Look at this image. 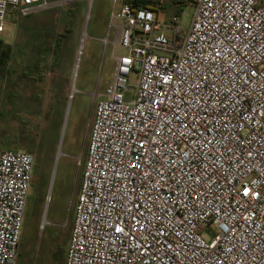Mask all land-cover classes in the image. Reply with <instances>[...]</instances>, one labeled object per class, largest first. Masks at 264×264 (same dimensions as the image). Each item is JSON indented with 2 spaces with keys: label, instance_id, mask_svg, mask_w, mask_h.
Wrapping results in <instances>:
<instances>
[{
  "label": "built area",
  "instance_id": "1",
  "mask_svg": "<svg viewBox=\"0 0 264 264\" xmlns=\"http://www.w3.org/2000/svg\"><path fill=\"white\" fill-rule=\"evenodd\" d=\"M181 1L194 12L170 35L149 8L111 13L126 53L94 108L64 264H264V0ZM43 2L0 0V33ZM34 166L0 148V264H17Z\"/></svg>",
  "mask_w": 264,
  "mask_h": 264
},
{
  "label": "rangeland",
  "instance_id": "2",
  "mask_svg": "<svg viewBox=\"0 0 264 264\" xmlns=\"http://www.w3.org/2000/svg\"><path fill=\"white\" fill-rule=\"evenodd\" d=\"M159 3L157 21L166 35L176 11L177 26L188 28L191 4ZM41 5L27 15L12 11L0 33L17 59L11 82L0 78V148L35 158L17 264H57L53 251L58 245L67 248L94 108L111 81L114 55L126 53L116 48L109 26L113 0H45ZM108 47L116 48L114 54Z\"/></svg>",
  "mask_w": 264,
  "mask_h": 264
},
{
  "label": "crops",
  "instance_id": "3",
  "mask_svg": "<svg viewBox=\"0 0 264 264\" xmlns=\"http://www.w3.org/2000/svg\"><path fill=\"white\" fill-rule=\"evenodd\" d=\"M119 2V0H113V4H114V9L110 12V14H109V26H110V28L114 31V38H113V40L117 37V39H118V41H119V38H120V35H121V28H122V22H120V21H118V20H110L111 18H110V16H111V13L112 12H118L120 9H121V7L123 6V4H129L128 2H127V0H121V2L120 3H118ZM40 6H42L41 4L40 5H37V6H35L33 9H36V8H39ZM32 9V10H33ZM149 9H151L150 7H149ZM157 14V13H156ZM176 15H174V17H175ZM178 17V16H177ZM115 22H117L116 23V26H115ZM114 24V25H113ZM115 26V27H114ZM93 31H94V29H93ZM104 38H106V37H104ZM103 39V38H102ZM10 46V45H9ZM11 47V46H10ZM116 48H120L119 46H118V42H117V45H116ZM116 48H114V49H111L110 47H108V49L111 51V54H114V52H115V49ZM16 56L14 55V50L11 48V53H10V57H9V59H8V62H7V69H8V73H7V76L6 77H8V83H10L11 82V80H9V79H11V77L12 76H14V74H15V67H16V62L15 61H17V59L15 58ZM13 64H12V63ZM113 64H114V66H115V61L113 60ZM12 66V67H11ZM114 66H113V71H114ZM76 69H77V66H75L74 68L72 67V69H71V72H70V79H69V87H68V90L70 91V93H73L74 92V82H75V77H76ZM112 77H113V74H112ZM111 80H112V78H111ZM24 83V82H23ZM111 83V81L108 83V85ZM14 84H16V85H19V82H15L14 81ZM13 84V87H11V88H9V91L10 90H12V88L13 89H15L16 88V85H14ZM107 85V86H108ZM106 86V87H107ZM106 89V88H105ZM105 91V90H104ZM104 91H103V93H104ZM103 93H101L100 95H99V99H101L102 98V95H103ZM97 96V95H96Z\"/></svg>",
  "mask_w": 264,
  "mask_h": 264
},
{
  "label": "trees",
  "instance_id": "4",
  "mask_svg": "<svg viewBox=\"0 0 264 264\" xmlns=\"http://www.w3.org/2000/svg\"><path fill=\"white\" fill-rule=\"evenodd\" d=\"M129 5L133 8L145 7L151 8L155 13H157L160 9L159 7V0H127ZM182 4H189L185 1L175 0L176 7ZM176 16H178L176 11ZM11 47L9 45H4L2 41H0V78H5L8 73L7 69V62L10 57ZM72 223V222H71ZM70 231V228H69ZM54 256L58 255V263L57 264H64L65 261V254H66V247L62 250L61 245H58L56 251H53ZM20 255V253H19Z\"/></svg>",
  "mask_w": 264,
  "mask_h": 264
}]
</instances>
